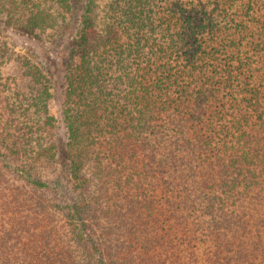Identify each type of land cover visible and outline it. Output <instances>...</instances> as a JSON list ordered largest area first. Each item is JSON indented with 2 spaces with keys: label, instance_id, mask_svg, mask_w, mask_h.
Returning <instances> with one entry per match:
<instances>
[{
  "label": "trees",
  "instance_id": "obj_1",
  "mask_svg": "<svg viewBox=\"0 0 264 264\" xmlns=\"http://www.w3.org/2000/svg\"><path fill=\"white\" fill-rule=\"evenodd\" d=\"M0 264H264V0H0Z\"/></svg>",
  "mask_w": 264,
  "mask_h": 264
},
{
  "label": "rangeland",
  "instance_id": "obj_2",
  "mask_svg": "<svg viewBox=\"0 0 264 264\" xmlns=\"http://www.w3.org/2000/svg\"><path fill=\"white\" fill-rule=\"evenodd\" d=\"M19 38V44L21 45H34L37 48V52H39L40 56L45 57L44 55V49L46 48L47 50L52 51V48L49 44L44 43V42H39V44H35L32 43L29 39H27L26 37H17L16 39L18 40ZM44 43V44H43ZM22 50V49H21ZM51 59L55 60L58 64L56 65V72H58V85L57 88L55 87L53 90L54 93V97H55V101L53 103V109L52 112L54 114V116L57 118L58 120V126H59V133L63 138H66V129L65 126L62 122V97H61V85H62V78H63V72H62V67H61V59L59 54H57L56 52L53 51V55L51 57ZM48 60V59H47ZM45 59V61H47ZM49 62V60H48ZM55 68V67H54ZM53 69V66H52Z\"/></svg>",
  "mask_w": 264,
  "mask_h": 264
}]
</instances>
